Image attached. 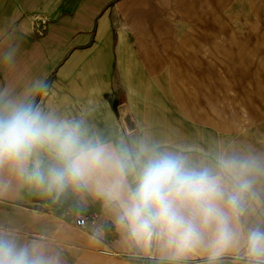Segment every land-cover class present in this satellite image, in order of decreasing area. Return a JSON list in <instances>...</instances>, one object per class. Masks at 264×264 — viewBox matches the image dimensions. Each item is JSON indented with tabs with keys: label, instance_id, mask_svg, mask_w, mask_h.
<instances>
[{
	"label": "crops",
	"instance_id": "1",
	"mask_svg": "<svg viewBox=\"0 0 264 264\" xmlns=\"http://www.w3.org/2000/svg\"><path fill=\"white\" fill-rule=\"evenodd\" d=\"M109 2L61 0L47 9L62 19L57 33L63 40L55 52L25 54L26 60L43 62L39 65L42 73L37 77L48 83L53 68L69 56L58 72V80L38 104L67 117H84L111 142L131 144L138 138H147L193 158L211 155L222 147L264 153L263 71L232 70L237 100L248 110L242 118H232L225 110L231 107V82L225 81L231 69L213 68L209 61L211 38L204 31H195L200 29V23L206 28L208 21L198 20L195 10L194 18L179 19L173 26L164 17L166 8H175L176 12L191 8L190 13L194 8H264L262 0H129L124 5L117 2L108 7ZM70 13L75 15L69 17ZM131 13H134L133 20H130ZM135 13L147 20L135 19ZM119 14L123 26L131 29V33L140 24L149 29L143 52L126 53L128 34L121 30L117 33V51H114V29ZM76 28L82 32L74 34ZM90 43L93 44L90 48L85 47ZM202 46L209 48L202 50ZM114 70V84H106ZM68 72L79 73L72 80L78 77L80 84H60ZM217 72H222V82L216 81ZM235 73L238 74L235 76ZM114 85L124 93L117 110L105 97L114 91ZM251 86L253 89L249 90ZM66 92L74 94L70 101L66 100ZM237 123L251 125L235 132L232 126ZM132 125L137 128L136 133L128 136ZM81 215L88 220L86 227L80 229L74 225L77 229L73 228L71 222ZM98 229L99 243L93 239ZM0 231L11 232L17 238L41 237L57 242L66 249L69 258L73 253L75 264H154L152 258L121 242L98 201L70 192L55 198L22 188L0 195ZM103 255L123 260H105Z\"/></svg>",
	"mask_w": 264,
	"mask_h": 264
},
{
	"label": "clouds",
	"instance_id": "2",
	"mask_svg": "<svg viewBox=\"0 0 264 264\" xmlns=\"http://www.w3.org/2000/svg\"><path fill=\"white\" fill-rule=\"evenodd\" d=\"M49 87L0 89V195L27 188L98 201L121 242L154 264H264V153L222 147L193 158L147 138L111 142L84 117L38 104ZM0 264L61 260L39 240L0 231Z\"/></svg>",
	"mask_w": 264,
	"mask_h": 264
},
{
	"label": "rangeland",
	"instance_id": "3",
	"mask_svg": "<svg viewBox=\"0 0 264 264\" xmlns=\"http://www.w3.org/2000/svg\"><path fill=\"white\" fill-rule=\"evenodd\" d=\"M61 0H0V61H2L3 54L9 49L14 48L16 50L14 61L11 65L5 66L3 63H0V89L9 88L14 93H21L22 88H27L31 83L37 79V76L42 73V68L39 65L43 62L40 61H29L26 60V55L29 53L39 54V53H52L55 52L62 42L63 37L61 34L57 33V30L60 26V21L62 20L57 13L47 11L49 8H53L52 5L58 3ZM129 0H111L107 4L108 7L112 5H117V2L121 6L126 4ZM264 3V0H262ZM66 2V1H65ZM68 4V3H67ZM137 9V8H136ZM134 9V10H136ZM167 12H164V17L168 20H171L172 24H176L179 19H191L190 16L194 18L195 12L197 11V19L200 21H208L206 28L200 26L193 29L197 32H205L208 34V37L211 43L209 50V58L211 60L210 64L216 70H230L225 73L228 78H225V81L231 82V107L230 109H225L227 112L234 117L242 118L244 113L247 112V108L243 103L237 100L239 95L236 88V78H233L234 71L242 70H260L264 74V8H194L193 13H190L191 8H180L179 12H176L175 8H166ZM165 11V9H163ZM195 10V12H194ZM132 14V13H131ZM136 14V13H135ZM75 15L70 13L69 17ZM133 15V16H132ZM133 20L134 13L132 14ZM139 14H136L135 19L145 22L147 19L139 18ZM210 22H213L210 24ZM117 28L115 31V52L117 51V42L118 36L117 33L121 30L128 34L126 38V53L130 54H139L143 52L144 46L147 44L148 37L146 33L150 32L147 26L144 27V24H140L136 29L135 33H131L132 30L125 29L123 26L122 15L119 14L118 22L116 23ZM119 26V27H118ZM74 34H79L82 32L79 28L74 30ZM131 31V32H130ZM190 29H186V32H189ZM129 32V33H128ZM151 41V40H150ZM93 44H87L85 47H91ZM158 48L160 46H157ZM208 49L209 46H202V50ZM71 52V51H70ZM69 52V53H70ZM213 54H211V53ZM68 54L66 58L55 66L52 70V75L48 82L49 90L58 80V72L61 67L67 62ZM131 62V61H130ZM116 68V66H115ZM225 68V69H224ZM230 68V69H229ZM234 70V71H232ZM219 73V74H218ZM79 73H66L60 84L72 85L73 83L77 84L78 77L72 80V76H77ZM216 81L219 80L222 82L224 80L222 72L216 73ZM238 73H235V76ZM116 75L114 70L113 74L107 78L106 84H114L113 79ZM216 75V76H217ZM253 79V77H252ZM264 81V77L262 79ZM264 86V83L262 84ZM254 86V85H253ZM114 91H109L105 94L106 100L115 106V110L120 105L124 96L118 85L113 86ZM23 89V90H25ZM253 89L251 86L249 90ZM264 90V89H263ZM237 93V96H235ZM264 97V91L261 93ZM36 96V102L44 96ZM72 92H66L67 101H70L73 97ZM243 106V107H241ZM248 107V106H247ZM215 112V110H214ZM218 111H216L217 113ZM254 117V116H252ZM251 123L241 124L238 123L232 126L234 127L235 132L242 131L250 127ZM125 126V125H124ZM131 127V126H129ZM200 128L202 126H199ZM135 129V130H134ZM137 128L131 127L129 135L136 133ZM218 130L215 129V132ZM72 227L74 226V221L71 222ZM77 229V228H75ZM20 243H25L31 240L41 241L46 248L51 253L59 254L61 264H75L73 258V253L68 257L67 251L57 242H50L44 238H18ZM105 260L119 261L123 260L122 257H115L110 255H103ZM127 262H133L132 260L125 259ZM124 262V261H123ZM188 263L200 264L199 259L189 261Z\"/></svg>",
	"mask_w": 264,
	"mask_h": 264
},
{
	"label": "built area",
	"instance_id": "4",
	"mask_svg": "<svg viewBox=\"0 0 264 264\" xmlns=\"http://www.w3.org/2000/svg\"><path fill=\"white\" fill-rule=\"evenodd\" d=\"M87 218L85 216H78L75 221H74V225L77 227V228H80V229H83L86 227L87 225Z\"/></svg>",
	"mask_w": 264,
	"mask_h": 264
}]
</instances>
